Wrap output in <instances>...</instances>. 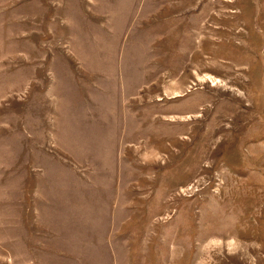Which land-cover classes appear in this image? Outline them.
<instances>
[{
    "label": "rangeland",
    "instance_id": "rangeland-1",
    "mask_svg": "<svg viewBox=\"0 0 264 264\" xmlns=\"http://www.w3.org/2000/svg\"><path fill=\"white\" fill-rule=\"evenodd\" d=\"M95 249L264 264V0H0V264Z\"/></svg>",
    "mask_w": 264,
    "mask_h": 264
},
{
    "label": "crops",
    "instance_id": "crops-1",
    "mask_svg": "<svg viewBox=\"0 0 264 264\" xmlns=\"http://www.w3.org/2000/svg\"><path fill=\"white\" fill-rule=\"evenodd\" d=\"M101 250L102 249H95L94 252H91L95 257L92 264H113V259H111L110 256H107L104 250Z\"/></svg>",
    "mask_w": 264,
    "mask_h": 264
}]
</instances>
